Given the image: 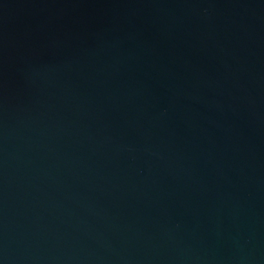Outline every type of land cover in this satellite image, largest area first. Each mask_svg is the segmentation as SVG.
Listing matches in <instances>:
<instances>
[{"label":"water","instance_id":"water-1","mask_svg":"<svg viewBox=\"0 0 264 264\" xmlns=\"http://www.w3.org/2000/svg\"><path fill=\"white\" fill-rule=\"evenodd\" d=\"M0 264H264V0H0Z\"/></svg>","mask_w":264,"mask_h":264}]
</instances>
